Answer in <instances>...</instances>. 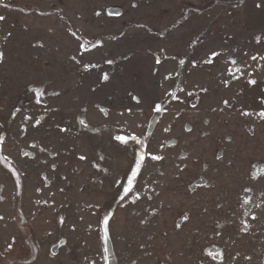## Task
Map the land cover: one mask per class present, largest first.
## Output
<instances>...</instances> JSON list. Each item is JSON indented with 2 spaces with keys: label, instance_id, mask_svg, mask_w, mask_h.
<instances>
[{
  "label": "rangeland",
  "instance_id": "374dc122",
  "mask_svg": "<svg viewBox=\"0 0 264 264\" xmlns=\"http://www.w3.org/2000/svg\"><path fill=\"white\" fill-rule=\"evenodd\" d=\"M0 17V264H264V0Z\"/></svg>",
  "mask_w": 264,
  "mask_h": 264
},
{
  "label": "snow or ice",
  "instance_id": "6c2138e0",
  "mask_svg": "<svg viewBox=\"0 0 264 264\" xmlns=\"http://www.w3.org/2000/svg\"><path fill=\"white\" fill-rule=\"evenodd\" d=\"M2 19H4V17H0V20H2ZM81 47H83V45H81ZM2 55L3 54L0 53V56H2ZM219 55H220V53H218V52H212L211 53V57H216V56H219ZM253 59H255V57H253ZM208 62H211V59ZM109 63H111V61H109ZM103 79L104 80H107L108 79L107 74H105L103 76ZM251 83H255V81H251ZM155 111H157V112L161 111V105L160 104L155 105ZM245 115H247V113H245ZM260 115L261 116H264V112H261ZM81 123H83V121H81ZM115 139L117 141H119L120 143H122V144H127L129 142V140H134V141L135 140H138V138L134 134L131 137L122 136V135L121 136H116ZM81 159H84V157H81ZM151 159H153V160H159V159H162V157L153 155V156H151ZM143 162H144V156L143 155H140V156L136 157V159H135V165H134V167L131 168V174L128 176V179H127V186H125L124 189H123L125 195H127L128 193H130L132 191L133 181L135 180V178L139 174ZM260 171L264 172V169H261ZM123 198L124 197H121V199H123ZM103 223L105 225V229H104V231H105V238H107V236H108V228H107L108 218L107 217L104 218ZM208 254H209V256H212L213 259L216 258L215 256H213V254L211 252H209Z\"/></svg>",
  "mask_w": 264,
  "mask_h": 264
},
{
  "label": "water",
  "instance_id": "95a60500",
  "mask_svg": "<svg viewBox=\"0 0 264 264\" xmlns=\"http://www.w3.org/2000/svg\"><path fill=\"white\" fill-rule=\"evenodd\" d=\"M100 44H101L100 40H97L95 43L90 44L88 46H86L85 43H82L83 47L87 48L88 50H91V49L95 48L96 46H98Z\"/></svg>",
  "mask_w": 264,
  "mask_h": 264
}]
</instances>
